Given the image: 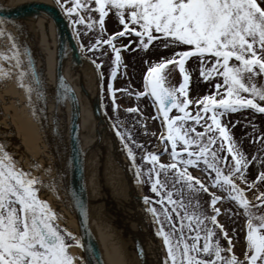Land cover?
Returning a JSON list of instances; mask_svg holds the SVG:
<instances>
[{
    "label": "snow or ice",
    "instance_id": "snow-or-ice-1",
    "mask_svg": "<svg viewBox=\"0 0 264 264\" xmlns=\"http://www.w3.org/2000/svg\"><path fill=\"white\" fill-rule=\"evenodd\" d=\"M56 5L69 18L77 39L81 35L79 26L94 31L99 25L100 34L94 42L87 47L79 44L82 52L91 51L105 56L108 52L103 45H107L115 54L107 86L114 113L118 106L111 79L116 77L121 65V48H117L114 41L134 34L136 47L146 50L162 36L164 48L173 50L171 56L149 64L142 92L120 89L134 94L137 99L147 96L151 100L157 118H162L157 147L163 146L170 162L160 163L159 153L153 151L142 155L141 163L137 164L134 149H142L143 146L136 143L127 131L115 130L130 161L136 183H141L146 176L156 196L155 200L145 196L144 203L160 206L147 207V211L153 223L158 225L156 235L162 239L166 249L162 264H264V214L254 211L257 205L249 202L245 188L240 186H254L245 172L257 159L264 163V155H252L249 159L221 120L222 116L243 109L264 114V106L261 105L264 102V0H56ZM106 8L115 11L124 31L105 39ZM93 12L99 14L98 20L93 18ZM129 23L138 25L139 30L137 27L129 28ZM122 47L132 50L128 45ZM193 56L199 59L200 75L205 80H210L214 74L222 78V83L215 84V92L196 100L188 96L190 75L186 68V61ZM15 58L16 66L21 67L18 53ZM206 59L210 62L208 67L205 66ZM90 62L97 69L102 94L101 64L95 59ZM169 65L172 69L178 68L182 76L178 88L166 86L165 73ZM28 68L27 74L20 73L21 79L29 75L38 89V98L42 97L40 73L30 56ZM257 77L261 78L260 83H257ZM59 83L65 96H70L75 103L70 88L62 79ZM26 90L31 102L33 88L28 86ZM190 104L199 106L194 115L190 114ZM173 109L176 114L170 115ZM137 110L127 109L128 112ZM208 113L211 115H206ZM197 126L203 131H197ZM255 139L261 142L257 152L264 153V133ZM145 164L151 166L145 167ZM201 164V171L206 172L211 181L210 186L227 193L228 199L243 210L247 221L243 259L233 253L232 239L218 223L220 209L216 205L221 197L210 194V215L199 203L198 193H207L209 185L194 177L188 168H200ZM162 174L164 178L160 179ZM256 180L264 182V171L259 172ZM169 182L172 188L168 187ZM37 184V178L22 168L18 169L14 158L0 148V264H88L85 259L71 255L68 252L70 245L66 242L69 238L74 240V246L83 247L86 253L91 249L83 239L84 235H91L86 226L84 202L78 205L82 229L78 240L71 232L63 233L54 223L59 217L39 199ZM177 184L181 185L179 190L175 188ZM185 192L193 194L187 203L183 199ZM177 195L181 197L179 200L174 198ZM259 199L264 203V193ZM219 235L227 241L226 248L219 243ZM139 251L142 253V248ZM97 264H103L102 257Z\"/></svg>",
    "mask_w": 264,
    "mask_h": 264
},
{
    "label": "bare ground",
    "instance_id": "bare-ground-1",
    "mask_svg": "<svg viewBox=\"0 0 264 264\" xmlns=\"http://www.w3.org/2000/svg\"><path fill=\"white\" fill-rule=\"evenodd\" d=\"M50 0H0V9L27 2ZM55 26L50 16L40 12L19 21L0 18V148L22 168L37 178L38 197L59 217L54 223L79 240V227L69 200V123L71 100L55 92ZM30 50L42 83V97L28 73ZM19 54L21 67L16 66ZM76 64L66 48L65 71L78 92L81 103L80 136L85 156L91 225L106 264H162L166 251L162 239L154 237L143 216L148 205L144 185L136 183L128 156L112 131L102 128L94 105L102 98L101 84L93 64L82 59ZM23 85V86H22ZM31 86V102L27 87ZM57 102V109H56ZM104 109V107H103ZM103 118L106 119L104 109ZM106 121V120H105ZM157 225L154 224L155 232ZM68 248L83 258L80 246ZM136 242L144 251L139 258Z\"/></svg>",
    "mask_w": 264,
    "mask_h": 264
},
{
    "label": "rangeland",
    "instance_id": "rangeland-1",
    "mask_svg": "<svg viewBox=\"0 0 264 264\" xmlns=\"http://www.w3.org/2000/svg\"><path fill=\"white\" fill-rule=\"evenodd\" d=\"M107 15L104 20V29L106 39L109 35L114 33L124 31V26L120 24L118 17L114 10L107 9ZM94 19L98 20L99 14L96 12L92 13ZM68 18V17H67ZM69 19V18H68ZM127 23V21H126ZM73 27V25H72ZM81 29V35L77 39L79 44L82 43L85 47L89 45L90 42H94V39L99 36L100 29L99 25H96L95 30H86L84 26H79ZM129 28L137 27L131 23L128 24ZM74 29V27H73ZM86 31L87 34H84ZM160 36V34H156ZM132 42L129 44V42ZM136 36L125 35L123 37L117 38L114 43L117 48H121V65L119 66L117 75L114 79H111L113 88L115 91L116 104L118 106L117 111L113 112L112 98L108 92V83L110 82V73L112 68V59H114V53L107 45H103V49L107 50L108 55L101 56L99 53H93L91 51H83L82 54L89 60L95 59L97 63L101 64L99 72L103 74V93L102 98L104 101V108L106 111V122L114 134L115 130L119 128L120 130L127 131L128 135L138 144L142 145L143 148H135L136 152V162L141 163V156L147 152L157 151L159 153L160 163L167 164L170 162V156L168 153L164 152L163 146L158 145V138L161 134V119L157 118V113L152 105V102L147 96L136 98L134 94L130 95L128 93L120 91V89H129V92L143 91V78L147 74V68L149 64L158 62L162 57L171 56L173 50L171 47L164 48L165 40L162 36L159 39L154 40L148 49L143 50L136 47ZM128 45L132 50L129 51L124 49L122 46ZM180 51L183 49H175ZM234 62V61H232ZM231 63V62H230ZM205 66H210V62L206 59ZM186 68L190 75V83L188 85V96L191 100H196L197 98H202L204 95H210L216 91L215 84L222 83V78L216 76L215 74L210 80H205L200 75V61L197 57H190L186 61ZM166 86H176L178 88L179 84L182 82V76L179 69H172L169 65L166 70ZM211 81V82H210ZM261 82V78L257 77V83ZM242 95H247L242 93ZM219 98V97H217ZM264 106V102H261ZM199 107L196 104L189 105V111L191 115L195 114V111ZM129 108H137L136 112H128ZM176 114V110L173 109L170 115ZM202 115H205L202 113ZM206 115H211L208 113ZM117 116L119 119H117ZM222 123L226 124L229 128L230 134L233 139L237 142L240 149L251 159L252 155L262 156L264 153H258L257 149L261 148V142L256 137H259L264 133V114L254 112L251 109H243L235 113H228L221 117ZM237 121H239L237 123ZM191 123V121H189ZM210 123V121H209ZM115 125V126H113ZM253 125L255 126V131L253 130ZM197 131H203V128L197 126ZM121 141V140H120ZM122 148V144H121ZM123 149V148H122ZM171 151V146L169 145V153ZM179 151V145H178ZM126 153V151H124ZM127 155V154H126ZM151 165L145 164V167H150ZM203 165L200 168L189 167L188 171L194 176L200 178L206 185H209L208 192L200 191L198 193V200L201 207L210 215V194L215 193L217 196L221 197L218 201L216 207L220 209V213L217 216L218 223L223 226L227 231V234L232 239L233 253L239 258H244V253L246 251V217L243 215V210L239 209L236 204L230 201L227 197V193L211 187V181L208 178L206 172L201 171ZM264 171V163H261L260 159L253 161L249 164L245 175L249 182L253 183L254 186L249 187L247 184H241L240 186L245 188V196L251 204L257 205L254 211L258 214H264V203L260 201V194L264 193V182H259L256 180L259 172ZM169 175H172L170 172ZM214 175V173H213ZM163 174L160 179H163ZM239 183V182H238ZM144 185V197H150L153 200L156 199L155 194L151 191L150 185L147 183V177L143 178ZM169 188H172L171 182L168 184ZM175 188L179 190L181 188L180 184L175 185ZM190 195L185 192L183 199L187 203ZM174 198L180 199L179 195ZM142 201L143 198L141 199ZM155 206L159 208V205H148ZM191 211V209H189ZM144 220L148 222V228L151 234L156 237V232L154 228L153 219L150 213H146L143 216ZM57 225V224H56ZM158 226V225H157ZM211 226V225H210ZM59 229L63 232L60 227ZM219 243L223 247H227V241L222 235L218 236ZM70 246L73 244L72 239H67L66 241ZM163 243V241H162ZM203 243V240L200 242ZM165 249V247H164ZM166 251V249H165ZM224 253H222L223 255Z\"/></svg>",
    "mask_w": 264,
    "mask_h": 264
},
{
    "label": "water",
    "instance_id": "water-1",
    "mask_svg": "<svg viewBox=\"0 0 264 264\" xmlns=\"http://www.w3.org/2000/svg\"><path fill=\"white\" fill-rule=\"evenodd\" d=\"M47 13L52 19L55 32H56V46H55V92L57 96H63L64 90L60 85V80L62 79L66 86H68L71 90V94H74L75 103L71 100V115H70V123H69V200L71 202V207L76 216L78 227H79V236L81 238L82 229H81V216L79 214L78 205L81 201L84 202V207L87 212L86 217V226L90 230V236L84 235L83 239L85 243L91 245V249L89 252H85L84 248L81 247L83 259H85L88 264H97V260L102 257L103 264H106L104 261V257L98 242V238L96 233L94 232L91 225V213H90V200L87 186V176H86V168H85V156L82 151L81 146V136H80V119H81V103L78 92L74 86V83L71 81L70 77L65 71V61H66V48L68 47L70 51L71 59L76 64H81L82 59H87L83 54L79 47V42L74 35V30L72 28L71 22L64 15L63 12L57 7L55 0H50L49 2H27L17 7L11 8H3L0 9V18L7 21H19L22 19H26L32 15H36L40 12ZM27 56L32 58L31 52L28 48H26ZM89 60V59H87ZM34 61V60H33ZM90 61V60H89ZM94 66V65H93ZM35 67V62H34ZM95 68V66H94ZM36 69V67H35ZM37 71V69H36ZM95 72L97 75V69L95 68ZM98 77V75H97ZM99 81V79H98ZM99 84L100 81H99ZM58 105L56 102V109ZM95 114L100 118L102 128L110 132V128L103 118V103L102 98L98 99L94 105ZM141 243L136 242V248L139 258L143 261L144 259V251L140 253Z\"/></svg>",
    "mask_w": 264,
    "mask_h": 264
}]
</instances>
